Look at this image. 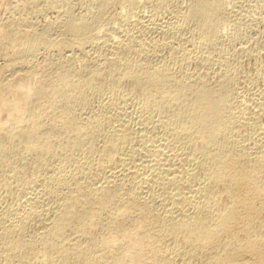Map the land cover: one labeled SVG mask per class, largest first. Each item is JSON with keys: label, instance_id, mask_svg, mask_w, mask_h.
I'll use <instances>...</instances> for the list:
<instances>
[{"label": "bare ground", "instance_id": "6f19581e", "mask_svg": "<svg viewBox=\"0 0 264 264\" xmlns=\"http://www.w3.org/2000/svg\"><path fill=\"white\" fill-rule=\"evenodd\" d=\"M9 1L0 264H264V0Z\"/></svg>", "mask_w": 264, "mask_h": 264}, {"label": "rangeland", "instance_id": "374dc122", "mask_svg": "<svg viewBox=\"0 0 264 264\" xmlns=\"http://www.w3.org/2000/svg\"><path fill=\"white\" fill-rule=\"evenodd\" d=\"M16 0H14L13 2L14 3H20L21 1L20 0H17V2H15ZM20 1V2H19ZM7 2H8V4H9V0H0V16H1V18H2V15H3V17L7 14V13H5V11H6V5H7ZM9 6V5H8ZM77 8H78V10H77ZM76 8V11H78L79 12V9H81L80 8V6H78ZM262 11H264V10H259V12H258V14H257V16H260V18H258V21L257 22H259V26H257V22H256V28L258 29H256L255 31L254 30H252L251 32H250V34H249V39L251 40V39H253V38H255L256 37V34H257V37H258V35H259V33H261L260 34V37L261 36H264V34L261 32V31H264V18L263 19H261L262 17H264L263 15L264 14H262V13H264V12H262ZM51 12V13H50ZM259 13H261V14H259ZM5 14V15H4ZM47 19H54L55 17L54 16H56L57 15V12H55V11H49L47 14ZM46 15H36V17L38 16V18H36L35 17V15L33 16V15H31L30 16V18L32 19V20H34V21H36V20H40V21H38V22H40V23H43L45 20H46ZM49 15V16H48ZM45 19V20H44ZM263 21V23H261V21ZM37 22V21H36ZM260 24H262V25H260ZM260 30V31H259ZM258 31V32H257ZM246 64H248V65H246ZM249 66V67H248ZM252 63L251 62H248V63H245V68H247V70H251L252 69Z\"/></svg>", "mask_w": 264, "mask_h": 264}]
</instances>
